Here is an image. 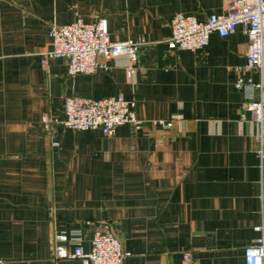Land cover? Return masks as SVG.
<instances>
[{
    "label": "crops",
    "instance_id": "1",
    "mask_svg": "<svg viewBox=\"0 0 264 264\" xmlns=\"http://www.w3.org/2000/svg\"><path fill=\"white\" fill-rule=\"evenodd\" d=\"M226 0H0V258L4 264H88L53 257L52 236L108 221L121 264H243V246L264 237V167L255 128L241 117L235 80L245 69L247 38L208 36L196 51H171L176 14L203 21ZM105 19L112 41L142 38L134 71L126 58L73 76L65 62L42 64L50 24ZM132 100L129 123L104 135L58 121L66 96ZM177 117L173 126L151 119ZM188 252V260L183 253Z\"/></svg>",
    "mask_w": 264,
    "mask_h": 264
},
{
    "label": "built area",
    "instance_id": "2",
    "mask_svg": "<svg viewBox=\"0 0 264 264\" xmlns=\"http://www.w3.org/2000/svg\"><path fill=\"white\" fill-rule=\"evenodd\" d=\"M240 26L247 38L244 52V68L254 70L256 81L238 77L234 87L241 90L243 118L255 128L256 149L254 151L258 167H264V0H226L222 14H210L203 21H196L191 16L176 14L168 24L169 37L166 46L169 50L196 51L202 49L210 34L225 37ZM48 35L51 50L43 54L42 64L54 58L65 62L66 74L73 76L91 73L97 68L106 70L107 61L117 56H124L126 68L133 72L137 51L144 44L140 37L124 41H112L108 38L105 19L98 18L88 23L78 17L67 24H50ZM132 100H125L118 95H107L98 99L79 96H66L63 100L59 120L49 115L41 117L44 124L58 121L71 130L97 129L107 135L123 123H129L139 129L142 120L133 111ZM177 117L151 119L153 126L169 129ZM83 225L90 230L89 250L82 249L84 235L81 228L61 229L52 236L53 257L57 259H82L88 264H121L122 250L118 236L106 220H86ZM260 234L243 246V264H264V237L262 226H256ZM188 260V252L183 253ZM0 264L4 261L0 258Z\"/></svg>",
    "mask_w": 264,
    "mask_h": 264
}]
</instances>
